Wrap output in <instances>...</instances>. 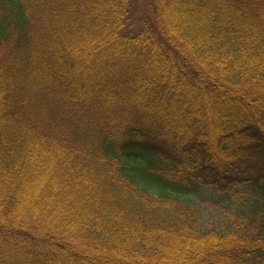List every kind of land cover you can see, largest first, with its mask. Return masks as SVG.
I'll list each match as a JSON object with an SVG mask.
<instances>
[{
	"label": "trees",
	"instance_id": "trees-1",
	"mask_svg": "<svg viewBox=\"0 0 264 264\" xmlns=\"http://www.w3.org/2000/svg\"><path fill=\"white\" fill-rule=\"evenodd\" d=\"M133 7L0 0V264H264V0Z\"/></svg>",
	"mask_w": 264,
	"mask_h": 264
},
{
	"label": "rangeland",
	"instance_id": "rangeland-1",
	"mask_svg": "<svg viewBox=\"0 0 264 264\" xmlns=\"http://www.w3.org/2000/svg\"><path fill=\"white\" fill-rule=\"evenodd\" d=\"M153 6L154 0H134V7L131 18L127 21L124 30L128 32H134L142 28L145 22L152 17ZM204 201L206 200L204 199ZM205 206L206 210L210 208V204H207V201Z\"/></svg>",
	"mask_w": 264,
	"mask_h": 264
}]
</instances>
